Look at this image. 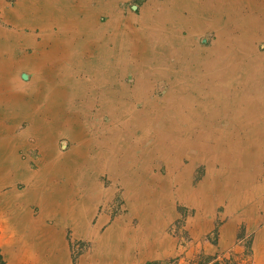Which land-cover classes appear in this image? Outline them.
<instances>
[{"label":"rangeland","instance_id":"rangeland-1","mask_svg":"<svg viewBox=\"0 0 264 264\" xmlns=\"http://www.w3.org/2000/svg\"><path fill=\"white\" fill-rule=\"evenodd\" d=\"M45 1L0 0V38L8 44L14 32L18 37L13 65L9 60L0 66V142L7 136L6 142L19 143L17 149H0L3 264H264V113L253 115L257 106L264 110V33L250 34L256 39L249 50L230 42L228 56L215 25L228 23L232 8L240 15L232 27H264V0H196L197 6L189 0H92L95 8L69 10L87 24L67 50L60 37L43 40L34 25L24 27L38 18L35 10ZM25 7L33 15L17 18L23 24L17 29L15 11L23 15ZM49 11L66 17V10ZM65 26L55 25L54 34H66ZM105 35L133 41L124 69L142 67L145 54L154 51L166 58L154 68L164 61L166 72L146 74L143 88L136 74L108 66L102 51L95 64L99 81L75 80L87 84L80 88L85 97L103 87L101 93L110 92L107 99L114 100L115 81L133 86L117 84L116 103L62 102L72 95L60 86L73 75L61 55H74L76 42L90 47ZM162 35L171 37L161 40ZM219 43L224 56L210 54ZM154 84L159 101L126 102L145 100ZM46 88L56 90L62 103L47 93L39 104L36 96ZM28 102L31 108H24L31 117H18L17 103ZM244 106L251 107L256 123L239 112ZM32 124L34 138L47 129L48 137L36 147V139L29 140L33 147L24 148L20 135ZM109 149L133 151L123 156L124 167L114 163L119 169H107ZM198 158L207 162L195 165Z\"/></svg>","mask_w":264,"mask_h":264},{"label":"crops","instance_id":"crops-1","mask_svg":"<svg viewBox=\"0 0 264 264\" xmlns=\"http://www.w3.org/2000/svg\"><path fill=\"white\" fill-rule=\"evenodd\" d=\"M58 1H60V0H46L45 4L43 6L49 7L52 10H59V9L66 10L67 11L66 12V17L62 18V16H61L62 14L61 15L59 14V16L56 15L57 17H52L53 14L50 17L49 16L48 17H43L45 15L44 12L42 13V12L35 11L37 13V17L38 18L33 19V17H31V19H33V20L29 21L28 24L25 23L24 27L28 28V25H29V27H31V29H32V27L34 25V27L37 28V30L35 31V36L38 35L39 32L41 31L43 33V34L41 33L42 34L41 35V39H43V40H46V39L55 40L58 37H60V39L62 41L67 42L65 47H64L67 50V48L71 49V47H73V45H72L73 43L72 42H75L74 39L77 38V37L75 38L76 30H79L80 26H82L83 30H85L84 26L87 24V23L84 22L85 21L84 19L75 18L74 15L72 14V12L69 11V10H74V11L83 10V9L84 10L85 9L90 10L91 8H95V6L94 7L90 6L91 4H89V3H92V0H63L62 2L65 1V3L62 4L61 6H58L56 4V3H58ZM62 2H59V3H62ZM43 6H41L39 8H42ZM99 7L103 8L102 5L99 6ZM32 11L33 10H31V12ZM68 11H69V13H68ZM32 15H33V12H32ZM87 18H85V19H87ZM92 20H94V19H92ZM72 22H74V23H72ZM18 23H21V22H18ZM71 23H72V25H71ZM59 24L66 25L65 26L66 27V29H65V33L66 34H63L62 36L59 35V34H54V32H53L55 25H59ZM21 25L23 26L22 23H21ZM75 28H77V29H75ZM25 32H27V31H23V33H25ZM50 32H51V34H50ZM88 37L90 38L89 35H88ZM158 37H161L160 39L162 40V38H170L171 36L162 35V36H158ZM36 38H37V36H36ZM126 38L127 37L122 36L121 39L123 41H115L114 37L110 36V35H105L103 37L102 36H98L94 40V43L91 44L90 47L87 46L86 42L82 43L81 44L82 46L79 45L80 43L76 42V44L74 45V49H73L74 51H76L74 55H73V53L71 55H68L67 53H66L67 55H63L62 54L61 58H63V60L66 59L68 61V65H69V68L67 69L68 75H70V74L73 75V77H69L68 76L69 77L68 78L69 82H67L64 86H60V88H65V89L69 87V91H67V92H68V94L72 95L70 98H68V99H66L65 101H62V102L67 103V104H71V105H77V106L81 105L86 100H89L90 104L94 103V102L98 103V102H103V101H114L116 103L117 102V94H118L117 90L123 89V86H125L127 88H131L133 86L132 85L131 87H128V86H126V85H124L122 83H119V82L115 81L116 85L114 86L115 90H114V94H113L114 95L113 96L114 100L107 99V97L108 98L110 97V92L107 93V95L105 93H101V89L103 87L102 88L100 87V91L96 87H94L91 90L92 93H93V91L95 93V94H93L95 96V97L93 96L94 98L92 97L91 94H89V96H88L89 98L85 97V94H86L85 91H82L80 88L83 89L84 87L87 86V84H86V86H85V84H82L80 86L79 85L80 83L75 82V80H79L81 77H83V82L84 83H89L90 81H92V83H89V84H93V83H96L97 81H99L100 78H98V77L100 75V69H99L100 67L99 66H95V64H96L97 59L101 58L102 51H103V53L105 52L104 53V55L106 56L105 61L106 60L108 61L107 62L108 66L118 67L120 65V67L123 68V69H120V72L124 71V74H126V73L136 74L137 77H138V83L143 88H145V81H146L145 80V75L146 74H154L156 71L158 73H161V74H164L166 72V69H164L163 66H162V65H166L164 61H160V63H163V64L160 65V67L157 66V69L154 68L155 63H157V60H159V58H161L162 60L166 59V58L162 57V56H165V55L160 56L158 53H156L154 51H153V53H155V54L151 55V53H147L146 50H145V52L147 54H145V65H142V67H140V68H135L134 66H130L128 69H126V68L124 69L125 66L127 67V63H128V61L130 59L129 55L127 54V49L129 47H131L130 49H132L134 47L133 46V44H134L133 41L132 40L128 41V39H126ZM146 38H148V37H145V45H147V43H148V40H146ZM124 39H126V40H124ZM161 40L158 41V43L155 45V46H157L156 49H158V50L160 49L158 47L161 46V44H159V43L160 42L162 43ZM37 42H38V40H37ZM112 49H114L116 52L113 51ZM110 58H112V61H110ZM152 60H154V61H152ZM131 61H132V58H131ZM149 61L152 62V64H150ZM51 62H55V60H53ZM57 64H60V61H58ZM158 64H159V61H158ZM52 68H55V66H53ZM55 71H57V69ZM41 78H43V79L46 78V73H45L44 70H43V73L41 75ZM106 82L107 83L103 84V86L108 84V80ZM117 84L121 88L118 89V85ZM155 85L156 84L151 86L150 87V88H152L151 91L147 92V94H145V96H147V97H145V100L139 101V100H134V99L131 98L130 100H127L126 102L127 103L130 102L132 104L145 102V104H147V103L154 102L155 100L159 101V98H157V99L155 98V88H156ZM42 86H40L41 89H42ZM54 92H56V90ZM54 92L53 91H49L48 88H46L44 91L42 90V92L40 91L37 94V96H36L37 102L39 104L42 103V101L40 99L38 100V98L40 96H46L47 93L48 94L53 93L54 101L62 103L61 99H57L56 96H54ZM115 96H116V98H115ZM53 98H50V99L46 98V100H45L46 103H48V104L51 103L53 101ZM90 98H93V99H90ZM239 100L240 99H238V103H239ZM244 100L248 101V102L251 101L249 98H245ZM121 102H123V101H121ZM18 104L19 103H17V105ZM29 104L30 103L28 102V104L25 103V104H23V106L26 105L27 108H28ZM23 106L21 105V107L19 109L20 110L23 109V110L28 111ZM29 107L31 108V106H29ZM257 107H255V109L253 111V115H255V113H258V112L263 114L264 110L257 109ZM239 112H242L244 114V116H247V118H245V119L247 120L248 123H251V122L256 123L257 122L256 121L257 118H255L256 116L254 117V119H252L250 117V112H251V107L250 106H246V107L244 106V108L242 110H239ZM30 116H31V114H30ZM248 117H249V120H248ZM244 122L246 123L245 120H244ZM257 134H258V132H256V134H255L256 137H257ZM132 151H133V149H109L108 152L110 154V156H109L110 165L109 166L106 165V167L108 166L107 169H111V167H114L115 165H118L121 168L124 167L125 163H126V160H125V158H123V156L126 157L127 154L131 155ZM206 162H207L206 159L198 158L197 160H195L194 163H195V165L196 164H200L201 165V164H205ZM114 163H117V164H115L113 166ZM195 165L193 167H195ZM104 168H105V166H104ZM115 168H116V166H115ZM96 169H98V168H96ZM116 169H119V168H116ZM251 207H256V206L252 205Z\"/></svg>","mask_w":264,"mask_h":264},{"label":"bare ground","instance_id":"bare-ground-1","mask_svg":"<svg viewBox=\"0 0 264 264\" xmlns=\"http://www.w3.org/2000/svg\"><path fill=\"white\" fill-rule=\"evenodd\" d=\"M228 1V0H227ZM190 4H194V3H196V6L198 5V1H196V0H194V1H192V0H189L188 1ZM229 2V1H228ZM23 4V3H22ZM47 5V4H46ZM3 8V7H2ZM35 8V7H34ZM50 9V8H49ZM49 9H48V7H46V6H43L42 8H37L35 11H37V12H44L45 13V15H51L52 13H54L55 14V12H52V13H50V11H49ZM3 11H4V9H3ZM20 12V10L17 8L16 9V11H15V13H16V15H17V17H15V25H13L15 28H17V29H19V28H21L22 27V25H21V23H18V21H16V19L17 18H19V19H23L25 16L28 18V15H29V13L31 12V9H28V8H24L23 9V12H24V14L22 15H19L18 13ZM228 12V14H227V16H225V17H228V20H229V22L227 23V22H223V21H221L219 24H215L216 25V27H221V33L223 34V35H221L220 34V39H221V41L220 42H227V45H228V48H229V50H226L228 53H229V55L228 56H230L231 54V43L230 42H232V41H235L234 43H236V44H238V46H239V49L240 50H249L250 49V47H249V49H247V47H248V44H250L251 42H253V40L254 39H256V35L255 36H251L250 34H255V33H258L259 34V32H261V31H263V32H261V33H264V27H262V28H259V29H255L254 27H245V32H243L242 31V29H241V27L239 26V28H234V27H232V25H233V22L235 21V20H237L238 18H239V14H238V12H236L234 9L232 10V8H229L228 10H227ZM5 12V11H4ZM33 12V11H32ZM35 13V12H34ZM7 14H9V13H7ZM13 14V13H12ZM32 14V13H31ZM5 15H6V12H5ZM12 16V15H11ZM19 16V17H18ZM23 17V18H22ZM42 18V17H41ZM164 18H165V16H164ZM157 19H158V17H157ZM25 21V20H24ZM160 22V21H159ZM195 24H196V22H195ZM194 25V24H193ZM246 25H248V24H246ZM164 26V25H163ZM261 26V25H260ZM165 28V27H164ZM16 29V30H17ZM15 30V31H16ZM0 33H2V32H0ZM16 33L17 32H14V34L13 33H11V34H13V37L15 38L14 40H12L13 41V43H8V44H6V42H4V40H2L1 38V40H0V55H1V50H3L4 51V53H3V55L5 56V55H7L6 57L7 58H9V59H7V58H4V61H2L3 63L1 64V61H0V66L1 65H6V62L7 61H9V60H11L12 58H14L15 56H13V54H12V51H13V49H14V45H15V43H17L18 41L16 40V39H18V37H17V35H16ZM5 34V33H4ZM235 34H236V36H235ZM8 37V36H7ZM6 37V38H7ZM9 38V37H8ZM22 38V37H21ZM260 38V37H259ZM245 39V40H244ZM10 40H11V36H10ZM244 40V41H243ZM262 40V39H261ZM8 41V40H7ZM5 43V44H4ZM222 48H223V43H219L218 45H217V47H215L214 49H212V51L210 52V54H214V53H216V54H218V57H219V55H222V56H224L223 54H222V52H224V51H221L222 50ZM224 49V48H223ZM2 51V52H3ZM221 51V52H220ZM205 55V54H204ZM221 56V60H223L224 59V57H222ZM30 59V58H29ZM31 60V59H30ZM220 60V59H219ZM218 61V60H217ZM235 61V60H234ZM11 62H12V60H11ZM218 63H219V61H218ZM233 63V62H232ZM231 63V64H232ZM8 64V63H7ZM221 64H223V65H226L227 66V63L225 62V61H223ZM234 64H235V62H234ZM237 64H239V65H241L240 63H237ZM12 65H13V62H12ZM220 66L221 67V69H222V71H226V69L224 68V66ZM238 66V65H237ZM219 67V68H220ZM229 67V66H228ZM209 68V67H208ZM238 69H240V68H238ZM227 72V71H226ZM225 73V72H224ZM193 74V73H192ZM195 74V73H194ZM198 74V73H197ZM238 74H240L239 72H238ZM202 75V74H201ZM211 75V74H210ZM225 75H226V77H227V73H225ZM237 76V75H236ZM228 78V77H227ZM202 79V78H201ZM240 79H242V78H240ZM194 81V80H193ZM197 81V80H196ZM206 81V80H205ZM235 82V81H234ZM228 83V82H227ZM210 85V84H209ZM210 87V86H209ZM229 87V86H228ZM18 106V108H20L21 107V105H17ZM23 106V105H22ZM24 107V106H23ZM22 109V108H21ZM30 114H31V112H29V111H26V110H20L19 109V113L17 114V116L18 117H20V118H29V117H31L30 116ZM32 115V114H31ZM201 115V114H200ZM34 117V116H33ZM204 117V116H203ZM17 118V117H16ZM201 118V117H200ZM40 119V118H39ZM180 120V119H179ZM33 124H35V127L34 128H36L37 127V122L34 120V122H33ZM33 124H32V126H31V128L26 132V133H22L21 135H20V143L22 144V147H24V148H26L27 146L29 147V145L31 146V147H33L32 146V144H28V142H29V140H35L36 138H34V135H32L33 134ZM48 126V125H47ZM42 129V128H41ZM46 129V128H45ZM32 131V133H31V131ZM42 130H44V129H42ZM48 130V129H47ZM47 130L45 131V132H43V136H41V137H39L38 139H36L35 140V146L34 147H36V145H38V143H41V144H44V142L47 140V137H48V133H47ZM35 131V130H34ZM42 132V131H41ZM38 133V132H37ZM3 138V139H2ZM1 139H2V141L0 142V149H10V148H12V149H17V147H18V141L17 142H15L14 144L11 142V140L10 141H8V142H6L7 141V138H9V137H7V136H5V137H2ZM12 139V138H11ZM13 139H14V137H13ZM191 140V139H190ZM13 144V145H12ZM217 144V143H216ZM80 156H81V154H80ZM77 158V157H76ZM81 158V157H80ZM71 159V158H70ZM81 159H84V158H81ZM77 161H78V159H77ZM68 162V161H67ZM81 162V161H80ZM79 162V163H80ZM92 162V161H91ZM5 164V163H4ZM75 164V163H74ZM73 164V165H74ZM67 165V164H66ZM72 165V166H73ZM76 165V164H75ZM71 166V165H70ZM79 166V165H78ZM6 176V175H5ZM48 176V175H47ZM254 181V180H253ZM39 191V190H38Z\"/></svg>","mask_w":264,"mask_h":264},{"label":"trees","instance_id":"trees-1","mask_svg":"<svg viewBox=\"0 0 264 264\" xmlns=\"http://www.w3.org/2000/svg\"><path fill=\"white\" fill-rule=\"evenodd\" d=\"M174 262L175 261H171V263H173L174 264ZM170 262H165L164 264H171ZM0 264H3V261H2V258H1V256H0ZM147 264H161L160 262H150V263H147ZM192 264H207V263H204V262H202V261H198V262H194V263H192ZM215 264H219L218 262H216ZM232 264H236V263H232Z\"/></svg>","mask_w":264,"mask_h":264}]
</instances>
